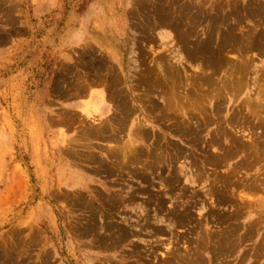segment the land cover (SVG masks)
Returning a JSON list of instances; mask_svg holds the SVG:
<instances>
[{"label":"rangeland","instance_id":"obj_1","mask_svg":"<svg viewBox=\"0 0 264 264\" xmlns=\"http://www.w3.org/2000/svg\"><path fill=\"white\" fill-rule=\"evenodd\" d=\"M148 263L264 264V0H0V264Z\"/></svg>","mask_w":264,"mask_h":264},{"label":"bare ground","instance_id":"obj_2","mask_svg":"<svg viewBox=\"0 0 264 264\" xmlns=\"http://www.w3.org/2000/svg\"><path fill=\"white\" fill-rule=\"evenodd\" d=\"M202 79H203V78H202ZM113 80H114V79H113ZM113 87H114V86H113ZM116 87H117V86H116ZM117 89H119V88H117ZM120 92H121V90H120ZM119 94L122 95V93H119ZM90 95L93 97V92L90 93ZM97 96H98V98L100 99V101H102V102L104 101V94L101 93V96H99V95H97ZM114 97H115V96H114ZM105 98H106V97H105ZM124 101H125V100H124ZM125 102H126V101H125ZM119 103H120V102H119ZM120 105H121V104H120ZM122 105H123V104H122ZM128 106H129V105H128ZM118 107H119V106H118ZM122 107H123V106H122ZM120 108H121V107H120ZM120 108H119V109H120ZM164 110H165V109H164ZM120 111H121V110H120ZM124 112H127V111H124ZM130 112H131V111H130ZM121 113H123V112L121 111ZM90 114H91L90 112H86V116L89 117ZM128 114H130V113H128ZM128 114H127V115H128ZM131 116H132V115H131ZM120 117H121V116H120ZM109 119H110V118H109ZM114 119H115V118H114ZM114 121H115V120H114ZM112 122H113V121H112ZM137 122H138V121H137ZM123 123H124V122H123ZM118 124H119V123H118ZM118 124H117V125H118ZM119 125H120V124H119ZM126 126H127V125H126ZM142 126H143V125H142V123H140V122L136 124V127H142ZM119 127H120V126H119ZM144 127H145V126H144ZM98 128H99V127H98ZM130 129H131V128H130ZM86 130H87V129H86ZM108 130H109V129H108ZM222 130H223V129H222ZM143 131H144V130H143ZM224 131H226V130H224ZM111 132H112V131H111ZM226 132H227V131H226ZM228 133H229V132H228ZM113 134H115V133H113ZM143 135H144V134H143ZM218 135H219V134H218ZM85 136H86V135H85ZM85 136H84V137H85ZM87 136H88V135H87ZM115 136H116V135H115ZM91 137H92V136H91ZM91 137H90V138H91ZM99 138H100V137H99ZM132 139H133V138H132ZM85 140H87V139H85ZM114 140H115V138H114ZM236 141H237V140H236ZM238 142H239V141H238ZM90 144H91V143H90ZM125 145H126V144H125ZM237 145H238V144H237ZM246 146H248V145H246ZM246 146H245V147H246ZM255 146H256V145H255ZM113 147H114V146H113ZM251 148H252V147H251ZM237 149H238V148H237ZM246 149H248V148H246ZM179 151H180V149H179ZM235 151H236V150H235ZM244 151H245V148H244ZM252 151H253V150H252ZM252 151H251V152H252ZM257 151H258V150H257ZM246 152H247V151H246ZM246 152H244V153H246ZM127 153H128V152H127ZM231 153H232V152H231ZM231 153H230V154H231ZM133 154H135V153H133ZM158 154H159V153H158ZM165 154H166V153H165ZM247 154H248V153H247ZM254 154H255V153H254ZM116 155H117V154H116ZM258 155H259V157H260V154H258ZM156 156H157V155H156ZM247 156H248V155H247ZM247 156H246V157H247ZM162 157H163V156H162ZM164 157H165V156H164ZM126 158L128 159V157H126ZM97 159H98V158H96V160H97ZM161 159H164V158H161ZM90 160H91V159H90ZM164 160H167V159H164ZM170 160H171V159H170ZM129 161H130V160H129ZM171 161H172V160H171ZM174 161H175V160H174ZM104 162H105V161H104ZM152 162H153V161H152ZM91 163H92V162H91ZM106 163H107V161H106ZM103 164H104V163H103ZM168 164H170V163H168ZM172 164H173V162H172ZM102 166H103V165H102ZM151 166H152V165H151ZM151 166H150V167H151ZM161 166H162V163H161ZM164 166H165V164H164ZM103 167H104V166H103ZM100 168H101V167H100ZM152 168H153V167H152ZM166 168H167V167H166ZM109 169H110V168H109ZM180 169H181V168H180ZM151 170H152V169H151ZM166 170H167V169H166ZM109 171H111V170H109ZM136 171H137V170H136ZM170 171H171V170H170ZM134 172H135V171H134ZM134 172H132V173H134ZM137 173H138V172H137ZM137 173H136V174H137ZM139 176H140V175H139ZM142 178H143V176H142ZM222 178H223V177H222ZM159 179H160V178H159ZM177 180H178V179H177ZM154 181H155V180H154ZM230 182H231V181H230ZM177 183H178V182H177ZM243 183H244V182H243ZM166 184H167V183H166ZM166 184H164V185H166ZM171 184H172V183H171ZM173 184H174V183H173ZM230 184H232V183H230ZM177 185H178V184H177ZM221 185H222V184H221ZM221 185L218 184L219 188H220ZM262 186H263V185H262ZM172 187H173V186H172ZM151 188H152V187H151ZM240 188H242V187H240ZM181 189H182V188H181ZM222 190H223V189H222ZM239 190H240V189H239ZM228 192H229V191H228ZM156 193H157V192H156ZM185 193H186V192H185ZM215 193H216V191H215ZM158 194H159V193H158ZM171 194H172V193H171ZM230 194H231V193H230ZM154 195H155V193H154ZM156 199H157V198H156ZM226 199H228V198L226 197ZM230 199H232V198H230ZM150 200H152V199H150ZM80 201H81V200H80ZM107 201H108V200H107ZM175 201H176V200H175ZM227 201H229V199H228ZM110 202H111V201H110ZM151 202H152V201H151ZM229 202H231V201H229ZM114 203H116V202H114ZM232 203H234V202H232ZM152 204H153V203H152ZM106 205H107V202H106ZM106 205H105V206H106ZM153 205H154V204H153ZM107 206H109V205H107ZM113 206H114V205H113ZM157 206H158V204H157ZM157 206H156V207H157ZM110 207H111V206H110ZM114 208H115V207H114ZM158 208H159V207H158ZM161 208H162V207H161ZM111 209H112V208H111ZM157 210H158V209H157ZM236 211H237V210H236ZM111 212H112V211H111ZM105 213H106V212H105ZM113 213H114V212H113ZM155 213H156V212H155ZM96 214H97V212H96ZM239 214H240V213H239ZM97 215H98V214H97ZM159 215H160V213H159ZM105 217H106V216H105ZM95 218H96V217H95ZM174 218H175V217H174ZM186 218H187V217H186ZM93 219H94V217H93ZM106 219H107V218H106ZM168 219H169V218H168ZM181 219H182V218H181ZM123 220H124V219H123ZM127 220H128V219H127ZM186 220H187V219H186ZM172 221H173V220H172ZM188 223H189V222H188ZM114 224H115V223H114ZM183 224H184V223H183ZM190 224H191V223H190ZM91 225H92V224H91ZM96 225H97V224H96ZM115 226H116V225H115ZM95 227H96V226H95ZM116 227H117V226H116ZM116 227H115V228H116ZM112 228H113V227H112ZM106 229H107V228H106ZM95 230H96V228H95ZM107 230H108V229H107ZM125 230H126V229H125ZM128 231H129V230H128ZM158 231H159V229H158ZM115 232H117V231H115ZM117 236H118V235H117ZM115 237H116V236H115ZM124 238H125V236H124ZM107 239H108V238H107ZM108 244H109V243H108ZM112 244H113V243H112ZM221 250H222V249H221ZM163 260H166V261H167V259H163ZM169 260H170V259H168V261H169ZM173 262H174V261H173ZM167 263H168V262H167ZM169 263H170V261H169ZM148 264H149V263H148ZM155 264H157V263H155ZM164 264H165V263H164Z\"/></svg>","mask_w":264,"mask_h":264},{"label":"crops","instance_id":"obj_3","mask_svg":"<svg viewBox=\"0 0 264 264\" xmlns=\"http://www.w3.org/2000/svg\"><path fill=\"white\" fill-rule=\"evenodd\" d=\"M77 104H79V103H77Z\"/></svg>","mask_w":264,"mask_h":264}]
</instances>
